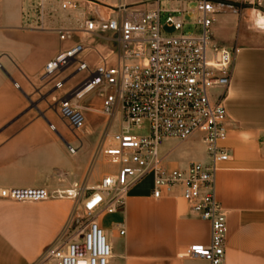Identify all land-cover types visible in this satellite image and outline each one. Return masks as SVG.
<instances>
[{
  "label": "crops",
  "instance_id": "crops-1",
  "mask_svg": "<svg viewBox=\"0 0 264 264\" xmlns=\"http://www.w3.org/2000/svg\"><path fill=\"white\" fill-rule=\"evenodd\" d=\"M37 2L0 0V189L96 187L104 176L116 172L115 167L103 170L100 165L106 163L101 158L95 161L108 125L103 98L97 93L76 103L85 125L75 133L57 128L51 123L53 115L40 110L86 77L76 80L72 67L48 83L42 79L47 63L74 43L87 47L80 59L91 68L97 67L100 55L96 53L98 60L94 59V46L86 45L83 35L61 42L56 32L41 28ZM228 18L227 28L215 26L217 19L213 27L219 45L237 50L225 100L228 138L222 143L230 160L221 165L216 187L227 212L222 264H264V32L239 24L237 15L230 13ZM255 23L260 28L264 18ZM59 25L47 21L49 28ZM64 25L74 26L69 21ZM57 81H65L60 91L53 88ZM31 103L38 104V110L31 109ZM98 129L99 136L92 139ZM198 138L200 147L179 153L181 159L168 162L170 166L183 168L193 161H207ZM190 142L163 154H169V160ZM153 189V181L137 182L124 209L99 217L112 246L109 264H210L186 255L190 246L210 243V223L193 215L180 191L155 199ZM73 207L69 199L17 203L0 198V264H57L42 260V255L64 228Z\"/></svg>",
  "mask_w": 264,
  "mask_h": 264
},
{
  "label": "built area",
  "instance_id": "built-area-1",
  "mask_svg": "<svg viewBox=\"0 0 264 264\" xmlns=\"http://www.w3.org/2000/svg\"><path fill=\"white\" fill-rule=\"evenodd\" d=\"M162 1H167L169 7H162ZM190 1L123 0L104 16V7L95 2L39 0L35 10L41 28L56 32L61 42H72L78 34L90 38L110 35L108 40L117 44L116 50L99 53L97 67L91 68L80 59L87 47L74 43L47 63L42 77L51 83L72 67L74 74H86L77 87L55 99L57 112L75 133L85 125V116L76 103L94 92L103 98L102 112L108 125L95 161L101 158L116 172L104 176L96 187L75 184L67 190L53 191L0 189L1 199L17 203L53 199L73 202L75 211L45 250L42 260L52 259L57 264H109L112 246L99 217L106 211L124 209L131 187L152 175L155 199L180 191L193 215L211 225L210 243L190 246L187 257L210 264L223 263L227 212L217 197L216 187L221 165L230 160L222 143L228 138L225 100L237 50L219 45L213 27L218 15L240 16L242 10L221 0ZM50 6L68 13L69 20L75 15V25L65 26L57 20L60 25L49 28ZM186 26H193L200 33H186ZM166 27L173 28L176 34L165 33ZM255 27L264 31V26ZM64 85L65 81H57L54 91L62 90ZM217 89L222 91L217 93ZM115 125L116 130L112 131ZM50 126L56 129L53 124ZM144 129L146 134H136ZM195 137H200L205 146L207 161H193L183 168L170 166L169 154L160 150L163 142L184 143ZM70 151L75 152L71 147ZM81 219L84 222L76 228ZM124 233L122 230L120 234Z\"/></svg>",
  "mask_w": 264,
  "mask_h": 264
},
{
  "label": "rangeland",
  "instance_id": "rangeland-1",
  "mask_svg": "<svg viewBox=\"0 0 264 264\" xmlns=\"http://www.w3.org/2000/svg\"><path fill=\"white\" fill-rule=\"evenodd\" d=\"M80 3H83V1H90V2H95L101 6H103L104 8L102 9L104 16H107L108 10L111 9V7H115L116 5H118L119 3H121L123 0H78ZM136 1H140V0H127V2H136ZM224 1L226 3H230L232 5H234L235 7H239L242 12L241 15L238 16V22L239 24L243 23L244 25H250L251 29H253L255 32L259 31L257 30V28L254 25V20L257 16L259 15H263L264 16V0H221ZM193 2L192 0L190 1ZM252 2V3H250ZM39 0L37 2V4H35L36 6L38 5ZM151 5H153V3H150ZM162 7L164 8H168L169 7V3L167 1H162L161 3ZM51 10L49 12V17H52L50 20H54V21H63L64 23L67 21L69 22H73L75 23V15H72L70 17L71 20H69L68 18V13L65 12H61L60 10H58L57 6H50ZM79 17V16H78ZM166 19V15H163V21H165ZM216 23L215 26L220 27V28H227L230 24L231 21L228 18V13L227 14H221L218 15L216 18ZM75 25V24H74ZM263 25H261L260 28H263ZM185 32L186 33H191L194 35H197L200 33V31L198 29H196L193 26H186L185 28ZM264 32V31H262ZM165 33L167 34H173L175 35L176 32L174 31L173 28H169L166 27L165 28ZM214 33V32H213ZM85 39V44L89 45V46H94V51L95 54L94 55V59L98 60V56L96 53H100L105 55L106 53H109L111 50H116L117 48V44L116 42L113 41H109L108 38L110 37V35H104L103 37H94V38H90L87 36H84ZM83 37V38H84ZM214 37H216V34L214 35ZM113 38V37H112ZM98 40V41H95ZM106 44V45H105ZM98 46V47H97ZM85 77V73H78L75 77V79H83ZM218 93V91H216ZM97 97V92H94L92 94H90V98H94ZM57 107L58 104L57 102H55L53 99L48 103V104H44L42 106V110H40L42 113L43 112H47L50 115H53V117L51 118V123L55 124L57 126V128H61V129H68L66 123L64 121H62L59 117V114L57 112ZM95 128V127H94ZM116 130V125L114 127V129L112 131ZM147 130H141L136 132L137 135H143L146 134ZM100 131L99 129L95 132V134L92 136V139L96 138L97 136H99ZM104 134V132L102 133V135ZM101 135V136H102ZM190 144L186 147H181L179 149H177L174 153H172L169 157L168 162H174V161H179L181 158L178 156L179 153L186 151V150H190L192 151V149H196L198 147H200V142H199V138L195 137L192 140H190ZM179 143L176 141H164L162 146H161V153H166L168 151H170L172 148H174L176 145H178ZM102 167L103 170L107 171L110 170L112 168H114L112 165L109 164H101L100 165ZM153 181V176L149 175L147 176L145 179H143V183L148 184L149 182ZM75 211V208L73 207V211L72 213ZM71 213V215H72ZM70 215V216H71ZM69 216V218H70ZM68 218V220H69ZM67 220V222H68ZM66 222V223H67ZM84 221L81 219L80 221L78 220L76 228H79V226L81 225V223H83Z\"/></svg>",
  "mask_w": 264,
  "mask_h": 264
},
{
  "label": "water",
  "instance_id": "water-1",
  "mask_svg": "<svg viewBox=\"0 0 264 264\" xmlns=\"http://www.w3.org/2000/svg\"><path fill=\"white\" fill-rule=\"evenodd\" d=\"M68 98H70V97H68ZM31 109H37L38 110V104L31 103ZM42 116H43V114H42Z\"/></svg>",
  "mask_w": 264,
  "mask_h": 264
},
{
  "label": "bare ground",
  "instance_id": "bare-ground-1",
  "mask_svg": "<svg viewBox=\"0 0 264 264\" xmlns=\"http://www.w3.org/2000/svg\"><path fill=\"white\" fill-rule=\"evenodd\" d=\"M263 18H264L263 15H259V16H257L255 19H263Z\"/></svg>",
  "mask_w": 264,
  "mask_h": 264
}]
</instances>
